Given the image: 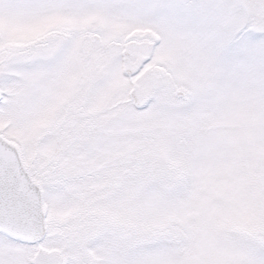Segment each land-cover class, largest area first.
<instances>
[{
    "label": "snow or ice",
    "instance_id": "1",
    "mask_svg": "<svg viewBox=\"0 0 264 264\" xmlns=\"http://www.w3.org/2000/svg\"><path fill=\"white\" fill-rule=\"evenodd\" d=\"M0 264H264V0H0Z\"/></svg>",
    "mask_w": 264,
    "mask_h": 264
}]
</instances>
